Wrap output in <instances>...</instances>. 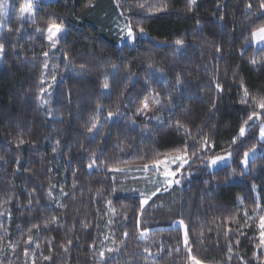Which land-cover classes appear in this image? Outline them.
<instances>
[{
    "label": "trees",
    "instance_id": "obj_1",
    "mask_svg": "<svg viewBox=\"0 0 264 264\" xmlns=\"http://www.w3.org/2000/svg\"><path fill=\"white\" fill-rule=\"evenodd\" d=\"M260 3L196 0L188 11V0H38L32 21L4 28L0 264H189V254L205 264H264V151L246 169L240 163L260 144L264 121V46L251 44L264 25ZM120 17L135 42L122 41ZM51 22L65 28L55 48ZM253 112L262 119L240 137ZM93 122L100 127L90 133ZM205 138L203 156H192ZM186 144L191 176L141 208L115 171ZM227 152L229 164L205 170L208 158ZM142 221L156 227L141 231ZM151 234L157 248L147 255Z\"/></svg>",
    "mask_w": 264,
    "mask_h": 264
},
{
    "label": "rangeland",
    "instance_id": "obj_2",
    "mask_svg": "<svg viewBox=\"0 0 264 264\" xmlns=\"http://www.w3.org/2000/svg\"><path fill=\"white\" fill-rule=\"evenodd\" d=\"M38 0H23V2H21L20 6L18 3H15V0H6V11L4 13L3 16H0V35L2 33V31L4 30V28L13 20L15 19L16 21H18L19 23H25L28 21H32L34 19V13H33V4L34 2H36ZM41 1H53V0H41ZM28 3H31L32 5V11H31V15L29 16L28 13H22L21 9L23 7H25ZM15 16V17H14ZM21 16H23V18H21ZM117 22L115 24V26L117 28L118 34L122 37V35L124 36V39H122V41H127L126 39V33H121L120 29L126 25V21L123 18H116ZM115 20V21H116ZM125 21V22H124ZM48 29V28H47ZM47 36H48V32H47ZM65 36V28L62 27V32L58 37V40L63 38ZM251 44H253L255 47H263L264 43H253L251 40ZM2 57V53H0V62L2 61L1 59ZM49 90V89H47ZM45 95V93H44ZM48 99L51 96L50 93L47 94ZM47 98H45L43 101H48ZM264 123V121H261L259 124V133H260V125ZM259 137V141L260 144L257 145L256 147H254L252 150H254V154L251 151L250 152V156H249V161H251L253 158H255L256 156H258L259 154H262L264 149H263V145H264V141H262L260 139V134H258ZM229 153V152H227ZM227 153L224 154H220V155H225ZM184 152L182 153H173L170 155H166L163 158H161L160 160H166L165 164H160V165H156L155 163L149 164V165H145L147 166V168L145 166H141V167H129V168H125L122 169V171H115L120 179L122 180V182L125 184V189L128 192H137L138 195H140L142 197V199H148L150 197V199H148V203L158 194H163L166 193L168 191H170L173 187L177 186L180 187L182 186L187 179L191 176L192 172L189 171V167L193 166V161L190 158L188 164L184 165L183 168H181L177 174L176 177H165L164 172L165 170H169V171H176V169L179 167V161H177L176 163L172 162V158L177 156V155H183ZM188 157H190L188 155ZM214 157V156H211ZM232 161V155H231V159L226 163V164H219L217 166H214L213 168L209 169L208 167L205 168V170L208 171H212L214 169H217L221 166L227 165ZM242 167L245 169V167L242 165ZM247 168V167H246ZM158 169V170H157ZM166 179H180V183L179 184H175L173 183L171 186L166 184ZM160 189L159 192H157V189ZM167 189V190H165ZM156 193V195H152V193ZM143 194V195H141ZM147 203V204H148ZM156 203H154L155 205ZM146 205V204H145ZM152 205V206H154ZM140 225V229L141 231H152L156 226L154 225V223H149V222H143ZM173 226L175 227H180L183 229V231L185 232V228L183 226V223L181 220H175L173 222ZM146 235V233H144V236ZM154 239H155V234H151V238L147 241H145L144 245H145V249H147V251L144 252L147 255H151L152 253L156 252V246H154ZM264 245V244H263ZM104 249V248H103ZM117 253V251H116ZM115 253V254H116ZM114 254V255H115ZM189 264H192V261L189 259ZM200 264H205L203 262H200Z\"/></svg>",
    "mask_w": 264,
    "mask_h": 264
},
{
    "label": "snow or ice",
    "instance_id": "obj_3",
    "mask_svg": "<svg viewBox=\"0 0 264 264\" xmlns=\"http://www.w3.org/2000/svg\"><path fill=\"white\" fill-rule=\"evenodd\" d=\"M196 4V0H188V11H192L193 10V6ZM145 5L143 4H140L139 7L143 8ZM251 4L247 5V8L250 10L251 9ZM260 8L261 9H264V0H261V3H260ZM6 11V0H0V16H3L4 13ZM31 11H32V5L31 3H28L25 7H23L21 9V12L22 13H28L29 16L31 15ZM21 18H23V16H21ZM221 20H223V17H221ZM48 36H47V39L49 41V43L51 44V46L53 48L56 47V44L58 42V37L59 35L61 34L62 32V24L60 23H55V22H51L48 26ZM121 33H126V39H127V42L129 44L135 42L136 40V35L134 33V29L132 27L131 24H126L124 25L121 29H120ZM139 32L141 34L144 33V29L141 27L139 29ZM251 36H252V42L253 43H264V25L260 26L259 28H257L256 30H254L252 33H251ZM122 39H124V36L122 35L121 37ZM175 43L177 45H182L183 44V41L182 40H179L177 39L175 41ZM3 51V45H0V53H2ZM217 52H220L221 49L219 47H217L216 49ZM44 56H47L48 53L47 52H44L43 53ZM250 63H252L253 65L257 64V60L255 58H253ZM45 67H47V63H45ZM152 65L149 64V68H151ZM155 71H160V70H155ZM53 79H55V77H53ZM147 82V81H146ZM180 79L179 77H177V87L180 86ZM217 90L220 91L222 90L220 88V85L217 83ZM104 89H108L109 88V85L107 83V77H105V83L103 85ZM41 92H44V89L41 88ZM247 98H248V92L247 90L245 89V92H244V96L242 97V102H246L247 101ZM148 97L146 96L144 98V101H143V108L144 109H147L149 107V104H148ZM45 103H47V101H45ZM158 103V101H157ZM257 106L261 109V110H264V97L260 98L258 101H257ZM100 105H97V112L100 111ZM138 114H140V110H138ZM119 115V110H117L116 113H113V112H109L108 113V118L111 119L112 117L114 116H117ZM152 119H155L157 120L158 122L160 121V117L158 116H153ZM261 120L262 119V115L261 113H257V112H253L251 115L248 116V119L244 121V123L241 125L240 129H239V136L240 137H243L247 131V128L246 126L248 125L249 121H253V120ZM100 127L99 123L98 122H93L91 124V126L88 128V132L92 133L94 129L98 130ZM178 127H183V125H179L178 123ZM260 139L262 141H264V123H262L260 125ZM236 139L237 138H233L232 140V143L235 144L236 143ZM21 143H23V141H21ZM59 143V142H57ZM209 143H208V140L207 138L204 139V142L203 144L201 145V148L197 151V152H194L192 153V156H195L197 158L199 157H202L203 156V153L204 151L209 147ZM189 146L186 144L185 145V148L183 150L184 154L183 155H177L175 157L172 158V162L173 163H176L177 161H179V167L176 169V171H169V170H165L164 172V175L165 177H176V174L177 172L184 167V165L188 164L189 162V159L191 157H188V154H187V148ZM212 147H214V145H212ZM53 151L55 152L56 151V148H53ZM251 152H253L254 154V150H250ZM249 156H250V152H245L244 153V158L241 160V165H243L246 169L248 163H249ZM0 159H2V157H0ZM231 159V153H227L225 155H216L214 157H210L207 159L206 161V167H208L209 169L213 168L214 166H217L219 164H226L229 160ZM93 163H95V161H93ZM166 163V160H157L155 161V164L156 165H160V164H165ZM93 165L92 164H89V168H91ZM147 168V166H145ZM158 170V169H157ZM117 171H122V169H117ZM166 184L171 186L173 183L175 184H179L181 181L180 179H166ZM167 190V189H165ZM115 191V190H114ZM157 192L160 191V189L158 188L156 190ZM143 195V194H141ZM152 195H156V193H152ZM150 199V197L148 198ZM148 199H141V202H140V206L141 208H143V206L145 204L148 203ZM109 204H111V201H109ZM55 219V218H53ZM260 229H261V244H264V216L260 217ZM127 235V233L125 234ZM144 236V233L142 232L141 233V238H143ZM187 235L185 236V244H187ZM109 251H112V249H109ZM145 251H147V249H145ZM100 256H101V259L103 260V257H104V253L101 252L100 253ZM47 259V258H46ZM189 259L192 261V264H200V261L197 260L194 256H191V254H189Z\"/></svg>",
    "mask_w": 264,
    "mask_h": 264
}]
</instances>
